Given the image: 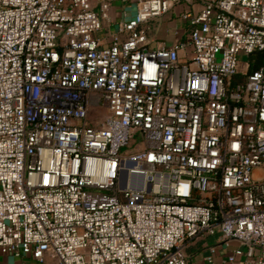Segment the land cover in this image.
Wrapping results in <instances>:
<instances>
[{"label": "built area", "instance_id": "2783aa9c", "mask_svg": "<svg viewBox=\"0 0 264 264\" xmlns=\"http://www.w3.org/2000/svg\"><path fill=\"white\" fill-rule=\"evenodd\" d=\"M113 1L0 0V249L189 264L213 236L236 246L208 264H264V0H204L158 47L179 0Z\"/></svg>", "mask_w": 264, "mask_h": 264}, {"label": "crops", "instance_id": "0c3cea01", "mask_svg": "<svg viewBox=\"0 0 264 264\" xmlns=\"http://www.w3.org/2000/svg\"><path fill=\"white\" fill-rule=\"evenodd\" d=\"M125 2H127L128 5L121 8L120 17L124 14V12L128 13L129 15H133L137 11L136 10L137 7H135L137 6V4L135 1L128 0ZM203 3L204 0H179V2L175 6H173L166 14L162 16L163 18L166 17L165 21L167 22L168 27H166V29L160 28L161 30L159 31V39L165 41L167 44H173L178 41H187L188 25L186 23H183L179 17L184 13L200 12V10L203 7ZM129 8L131 9L128 10ZM109 31H115V29L114 30L109 29ZM209 237H213V236H209ZM215 239L217 238L215 237ZM203 240L204 239L197 240L193 242V244L189 247V264H208L206 262L205 257L208 254V246L213 244L207 245V242L205 243ZM215 242H216L215 244H218V249H219L216 257L217 262H220L222 256L231 252L232 250L231 248L236 246V243L233 242L229 249H225L223 248V246H221V244L217 242V240H215ZM25 262L27 264H58L57 260L51 256H47L45 260L40 261L34 259L30 255L17 257L10 253H4L0 249V264H23ZM237 264H254V263L249 261L246 258V256H238Z\"/></svg>", "mask_w": 264, "mask_h": 264}, {"label": "rangeland", "instance_id": "374dc122", "mask_svg": "<svg viewBox=\"0 0 264 264\" xmlns=\"http://www.w3.org/2000/svg\"><path fill=\"white\" fill-rule=\"evenodd\" d=\"M136 2L138 0H133ZM177 3H175L173 6H175ZM111 8H110V15L112 20H119L120 19V10L122 7L127 6L128 3L124 2L122 0H115L110 3ZM137 7V6H135ZM129 8L128 10H130ZM170 15V14H169ZM168 16V15H167ZM180 18V17H179ZM166 17L162 18H155L153 20H150L142 25V29L148 34L149 38L152 40V46L158 47L161 44V41L159 39V31L161 30L160 28L166 29L168 27L167 22L165 21ZM116 23H113L109 26L108 21L103 20V30L102 34H107L109 32V29L114 30L116 29ZM240 59L242 60H248L247 56H240ZM215 237H209V238H204V242H207V245L209 244H215ZM203 245V244H202ZM206 245V246H207ZM188 253H189V248H188Z\"/></svg>", "mask_w": 264, "mask_h": 264}, {"label": "trees", "instance_id": "16d2710c", "mask_svg": "<svg viewBox=\"0 0 264 264\" xmlns=\"http://www.w3.org/2000/svg\"><path fill=\"white\" fill-rule=\"evenodd\" d=\"M253 69H255V66L253 67Z\"/></svg>", "mask_w": 264, "mask_h": 264}]
</instances>
